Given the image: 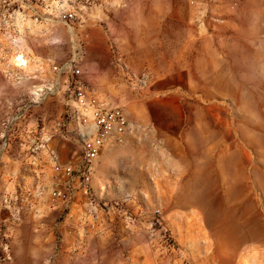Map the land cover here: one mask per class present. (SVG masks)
Listing matches in <instances>:
<instances>
[{
  "label": "rangeland",
  "instance_id": "rangeland-1",
  "mask_svg": "<svg viewBox=\"0 0 264 264\" xmlns=\"http://www.w3.org/2000/svg\"><path fill=\"white\" fill-rule=\"evenodd\" d=\"M31 1L39 22L27 0H0V123L24 114L46 145L4 171L48 174V147L79 151L61 136L75 79L124 106L131 130L96 161L97 217L0 220L7 264H264V0ZM67 10L73 34L49 21ZM73 41L81 73L56 75Z\"/></svg>",
  "mask_w": 264,
  "mask_h": 264
},
{
  "label": "built area",
  "instance_id": "built-area-1",
  "mask_svg": "<svg viewBox=\"0 0 264 264\" xmlns=\"http://www.w3.org/2000/svg\"><path fill=\"white\" fill-rule=\"evenodd\" d=\"M24 4L22 16L29 13L34 22H39L42 15L32 1L27 0ZM49 21L61 24L73 34L77 15L74 10H67ZM82 55L81 43L73 41L70 54L62 62L52 65L53 72L56 75L78 76L81 73ZM27 63L25 54L14 55L16 67L23 68ZM72 87L70 108L66 122H63V126L67 125V130L61 131V136L79 140L80 149L73 151L68 159H65L60 158L57 149L48 147L50 175L43 172V169L36 170L34 167H31V171L35 173L21 174L19 178L14 170L4 171L6 158L16 150L34 158V154L46 143L39 146L34 142V131L29 128L28 119L24 114L10 115L1 121L0 211L8 210L10 217L0 220L10 219L19 224L23 219L24 210L41 219L48 216L46 210L56 213L63 220L76 219L81 217L84 205L90 209L92 216L97 217L98 203L93 187L96 161L107 147L124 141L131 130V121L124 106L96 98L80 79H75ZM48 140L49 138L46 141ZM34 164L35 160L30 159L29 165ZM40 176L44 177L43 181L34 183L32 179ZM11 258L12 245L6 240L0 244V264H7Z\"/></svg>",
  "mask_w": 264,
  "mask_h": 264
},
{
  "label": "crops",
  "instance_id": "crops-1",
  "mask_svg": "<svg viewBox=\"0 0 264 264\" xmlns=\"http://www.w3.org/2000/svg\"><path fill=\"white\" fill-rule=\"evenodd\" d=\"M146 7H147V15H146V17L148 19L154 18V20H156V21L157 20H159V21L161 20V18H162V6H161V4H159V3L158 4L157 3L156 4H149ZM105 150L102 153H104ZM110 154H111L110 151H108L107 153L105 152V154L103 155V159L107 158ZM50 174H51V170L49 169L48 175H50ZM45 213H47L49 215L50 214L57 215L56 213H49V211H47V210H46Z\"/></svg>",
  "mask_w": 264,
  "mask_h": 264
}]
</instances>
